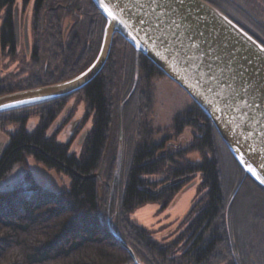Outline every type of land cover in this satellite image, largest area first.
Returning <instances> with one entry per match:
<instances>
[{
  "label": "trees",
  "instance_id": "16d2710c",
  "mask_svg": "<svg viewBox=\"0 0 264 264\" xmlns=\"http://www.w3.org/2000/svg\"><path fill=\"white\" fill-rule=\"evenodd\" d=\"M21 1L22 8L34 3L35 37L42 46L53 47L60 70L49 81L35 80L23 87L19 85L31 79H21L15 87L1 78L0 96L81 74L95 61L107 23L92 0ZM204 1L264 46V0ZM46 3L64 7L49 12ZM18 4V0H0V15L4 12L0 53L9 51L12 59L18 50ZM74 37L80 41L76 56L64 52L71 43L77 44ZM23 52L24 59L28 58ZM63 63L74 69L68 74ZM158 78L167 77L116 35L104 69L85 88L68 97L0 114V131L6 126L15 128L0 150V184L15 167L26 168L20 182L0 189V264H135L116 235L132 248L140 264H257L255 253L264 264V187L244 172L186 92L191 104L175 115L171 126H153L150 113ZM72 99L85 103L84 122L92 121V127L81 136L79 154L71 153V147L84 129L83 123L74 131L71 143H61L56 134H49L61 118L64 125L74 119ZM124 103V124L131 126V119L135 132L129 144L123 143L122 186L111 224L103 210L106 197H101L100 190L103 195L108 193L114 179L120 146L117 123ZM35 117L38 121L30 128ZM223 151L228 158L225 163ZM191 154H197L199 161H191ZM29 159L67 177L69 188L45 189L32 174ZM104 161L102 180L92 178ZM197 175L201 177L199 197L170 241L153 240L148 230L131 221V215L147 204L168 208ZM148 176L160 178L150 180Z\"/></svg>",
  "mask_w": 264,
  "mask_h": 264
},
{
  "label": "water",
  "instance_id": "95a60500",
  "mask_svg": "<svg viewBox=\"0 0 264 264\" xmlns=\"http://www.w3.org/2000/svg\"><path fill=\"white\" fill-rule=\"evenodd\" d=\"M92 1L107 21L95 61L69 80L0 96V114L79 92L102 72L120 35L189 95L244 172L264 187V46L204 0H160L159 7L156 0ZM119 122L122 139L121 112Z\"/></svg>",
  "mask_w": 264,
  "mask_h": 264
},
{
  "label": "rangeland",
  "instance_id": "374dc122",
  "mask_svg": "<svg viewBox=\"0 0 264 264\" xmlns=\"http://www.w3.org/2000/svg\"><path fill=\"white\" fill-rule=\"evenodd\" d=\"M19 6L18 9V18L21 17L23 20L25 18V15H31L29 21L32 20V2L29 7L22 8V1L18 0ZM22 9H25L22 12ZM27 10V11H26ZM4 12L0 15V28L2 24ZM20 19V18H19ZM20 32V31H19ZM31 36H32V32ZM22 35V30H21ZM21 44L22 47L17 50V55L14 59L9 57V51L0 53V79L1 78H7L9 81L7 83L12 84L15 87H18L20 84L21 78L28 77L27 75H23L22 73H17L16 71L20 69L21 65L23 64L24 60V42L21 38ZM27 64L30 66H34L32 62H28ZM23 64V66H25ZM11 73H14L11 75ZM17 74V75H15ZM5 76V77H4ZM8 76H14L15 79L9 78ZM74 78V77H73ZM26 84H35V79L28 80V82L21 84L19 86L23 87ZM53 85V84H51ZM48 86V85H47ZM25 91V90H24ZM19 92V91H18ZM134 93V92H133ZM78 99H72V102L70 104V107H75V116L74 119L67 124L64 125L62 118L57 121L52 128L49 130V134L57 135V139L61 143H71L73 141V133L75 130H78L81 123L84 124V129L82 130L81 134L77 136V139L73 142L71 147V153L79 154L81 152L82 148V141L81 136L83 133L88 131L92 127V121L91 119L87 122L85 121L86 116V105L84 102L77 103ZM191 104L190 98L183 92L174 82L169 80L168 78H158L155 81V88H154V106L153 110L150 113V119L153 123V126L156 129H165L167 127H170L172 124V120L178 113L184 111L186 108H188ZM125 103L121 105L119 109V119H120V112L122 114L123 107ZM68 113L62 115L63 117H66ZM61 116V117H62ZM38 121V118H32L29 123V127L33 128L35 127V123ZM131 121V122H130ZM73 122H79L78 125H74ZM131 123V126L129 125L127 128L126 122L124 124V119L122 115V139H120V125L117 123V126H119V142L120 146L118 145V154H117V160H116V168L114 173V179L111 182V188L103 195V192L101 193L102 189L100 190L101 197L105 196L106 199L104 200L103 205L104 212L106 213L107 218L109 221L110 219H114V214L116 212L118 197L120 193V185L122 186V154H123V143L124 141L126 144L130 143V140L132 139L135 129L132 125V120L129 119L128 123ZM69 123V124H68ZM120 123V122H119ZM131 128L134 129L131 131ZM15 128L12 126H6L5 130L0 131V150L6 146L9 140V133L13 132ZM59 129V130H58ZM124 134H125V140H124ZM160 136H157V138ZM160 139H157V141ZM125 147V146H124ZM221 157L224 158L223 162L225 163V160L228 161L227 156H224V151L221 154ZM189 159L193 162L199 161V156L197 154H191L189 156ZM29 168L36 178L37 182L42 185L45 189H49L53 191H61L69 188V181L68 178L64 175H59L56 172L46 169L44 166L37 164L34 160L29 159ZM223 163V164H224ZM104 167L106 166V161L103 162ZM103 166V165H102ZM104 167L101 168L100 171H104ZM26 168L23 166H17L13 170V172L8 176V178L1 182L0 189H4L7 187H12L18 182L21 181L23 176L25 175ZM100 173V172H99ZM98 173V174H99ZM150 180H157L160 177L158 176H148ZM98 179V178H97ZM100 180V179H98ZM101 180H102V174H101ZM201 183V177L200 175H197L191 185L187 187L185 190H183L174 200L172 204L166 209L162 210V207L159 204L156 203H150L147 204L141 208H139L137 211H135L130 219L133 223L136 225L148 230V232L151 235V238L153 240L158 241L159 243H167L172 239V237L179 232V226L183 220V218L190 212V210L193 208L195 202L197 201L199 197V186ZM111 216V217H110ZM237 223L239 224V219H236ZM113 221H111L112 224ZM231 235V234H230ZM132 249V248H131ZM255 256L257 257V264H260V260L263 259L260 257L259 253H255ZM236 264V262H235Z\"/></svg>",
  "mask_w": 264,
  "mask_h": 264
},
{
  "label": "flooded vegetation",
  "instance_id": "af4514ba",
  "mask_svg": "<svg viewBox=\"0 0 264 264\" xmlns=\"http://www.w3.org/2000/svg\"><path fill=\"white\" fill-rule=\"evenodd\" d=\"M47 4V3H46ZM47 11L49 12H53V10H57V8H61L64 7L61 3H59L58 5H49L47 4ZM58 8V9H59ZM33 9H34V3H32V15L33 18L31 21H29L30 16L27 14L25 15L24 20L19 17L18 19H16L15 17V27H16V34L18 37V49L22 47L21 44V38L23 39L24 42V46H23V50L25 51V54L28 56V58L23 60V64L26 63L25 66H23V64L21 65L20 69L17 70L16 72L22 73L23 75H27L28 77H26L25 79H35V80H44V81H49L53 78H55L56 76V72L58 70H60V67L57 66L56 62V57H55V53L53 50L52 46L48 45L47 47H44L41 45V43L39 42V39L35 37V15L33 13ZM23 12V10H22ZM18 17V15H17ZM45 15L43 17V21H42V31L44 30L45 26ZM52 28H54L52 26ZM21 30H22V35H21ZM20 31V32H19ZM39 31V29H38ZM32 32V36L31 33ZM77 37H74L75 41H77V44H75L74 42L71 43L67 49L64 51L68 54H73L76 56V54L79 53V48H80V41L76 40ZM27 39V40H26ZM73 40V37H72ZM27 41V42H26ZM86 51L84 53V56L81 55L80 57V61L85 57ZM28 62H32L34 64V66H32V64L29 66L27 64ZM72 65V64H71ZM62 68L65 69L67 71V73L69 74V72L72 71L73 67H70V65L68 63H63ZM74 69V68H73ZM14 73H11V75H13ZM17 75V74H15ZM18 76V75H17ZM5 77V76H4ZM24 79V78H21ZM2 143V142H1ZM0 143V144H1Z\"/></svg>",
  "mask_w": 264,
  "mask_h": 264
},
{
  "label": "snow or ice",
  "instance_id": "6c2138e0",
  "mask_svg": "<svg viewBox=\"0 0 264 264\" xmlns=\"http://www.w3.org/2000/svg\"><path fill=\"white\" fill-rule=\"evenodd\" d=\"M183 2H184V0H180V3H183ZM156 3H157V6L159 7V6H160V0H156ZM115 6H116V7H119V4L117 3ZM105 11H107L108 14H109L110 16L113 17L114 20L116 19L115 15H114L113 12L110 10V8L108 7V5H105ZM154 11H155V9H154ZM157 27H159V25H157ZM225 99H226V98H225ZM256 106H257V107H260L259 104L256 105ZM218 110H219V109H218ZM248 171L253 172V174L255 175V171H254L252 168H249ZM257 178L259 179V177H257ZM261 183H264V180H261Z\"/></svg>",
  "mask_w": 264,
  "mask_h": 264
}]
</instances>
